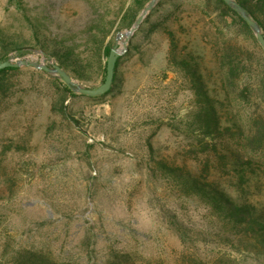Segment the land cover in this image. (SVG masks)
<instances>
[{"label": "rangeland", "instance_id": "1", "mask_svg": "<svg viewBox=\"0 0 264 264\" xmlns=\"http://www.w3.org/2000/svg\"><path fill=\"white\" fill-rule=\"evenodd\" d=\"M132 6L0 0V55L50 65L57 62L37 39L67 46L88 77L78 82L94 88L107 59L96 43L114 44L130 27L124 14ZM149 13L102 95L68 96L28 69L10 78V98L0 104V264H19L16 256L26 250L73 264H264L263 256L221 238L228 228L159 163L196 173L211 149L180 53L196 57L210 93L222 99L228 71L221 57L233 48L244 69L232 72L237 87L226 109L249 123L264 118V51L216 0H159ZM254 155L264 161V146ZM253 199L264 203V187Z\"/></svg>", "mask_w": 264, "mask_h": 264}, {"label": "trees", "instance_id": "2", "mask_svg": "<svg viewBox=\"0 0 264 264\" xmlns=\"http://www.w3.org/2000/svg\"><path fill=\"white\" fill-rule=\"evenodd\" d=\"M147 1L133 0L134 6L130 7L124 14L127 26L133 23ZM216 1L237 19L244 31L257 43L252 30L242 17L223 0ZM236 1L259 24L264 36V0ZM145 21L146 18L143 22ZM140 29L141 25L137 31H140ZM93 36H97L96 32ZM169 36L170 53L174 54L176 48L172 47L174 45L173 34L169 32ZM37 43L49 57H53L57 64L75 80L80 82L88 79L84 74L83 65L74 56L71 48L67 46L58 47L54 43L49 45L39 39H37ZM99 44V42L96 43L95 47L98 56L107 58L110 47L101 48V44ZM16 49H21V47ZM231 49L233 50V48ZM231 49L223 50L221 57V67L228 71L226 77L229 80L224 78L222 86L224 95L222 99H219V96L215 93L213 95L210 93L196 57L190 52L180 53L178 64L182 68L185 77L188 78L195 95L198 124L204 128L203 135L209 140V143L205 142V144L207 147L210 146L211 149H206L200 160V169L196 173L190 169L185 170L173 162L170 164L163 161L159 163L163 168L162 171L167 177L171 178L175 185L185 190L186 194H190L203 202L204 206L216 215L222 225L228 228L227 235L218 234L221 238H224L229 245L241 246L253 255L264 257V203H258L253 199V196L260 194L264 187V161L259 160L260 158L254 155V152H258V149L264 146V118L258 117L249 123H243L241 117L239 118L236 113H230L226 109L232 108L230 92L233 88L234 92L237 87L233 83L232 72L237 67L240 70L244 69L243 63L240 62L239 57ZM6 58L7 54L0 55V60ZM23 69L45 75L47 83L51 79L62 85L68 96H76L72 89L59 77L45 71L31 67H7L0 70V104L4 100L7 103L10 98V94H8L10 83H12L10 78L15 72ZM103 72L102 81L105 76V61ZM115 78L114 69L112 83ZM260 86L264 100V67L261 71ZM246 93L247 87L242 86L239 94L246 97ZM223 111L226 113H222ZM222 114H224V117ZM222 118L224 119L222 120ZM202 140L204 141V139ZM213 142L218 143L220 147H217L216 144H210ZM16 259L19 264H73L71 262L55 261L51 256L34 250L18 253Z\"/></svg>", "mask_w": 264, "mask_h": 264}, {"label": "water", "instance_id": "3", "mask_svg": "<svg viewBox=\"0 0 264 264\" xmlns=\"http://www.w3.org/2000/svg\"><path fill=\"white\" fill-rule=\"evenodd\" d=\"M159 0H148L142 7L138 15L135 17L133 23L128 29L119 31L114 44L110 47L105 63V76L101 84L91 88L81 85L76 81L67 71H65L58 64H46L43 59L36 60L31 57H18L14 54L8 56L5 60H0V70L7 67H31L37 70L45 71L53 76L59 77L66 85H68L73 92L87 95L98 96L106 93L112 84L114 69L117 58L124 54L128 49V42L134 32L140 27L144 18L153 9ZM229 7H231L242 19L248 24L252 30L257 43L264 51V36L259 24L250 16L247 10L240 5L236 0H223ZM120 39V40H119Z\"/></svg>", "mask_w": 264, "mask_h": 264}]
</instances>
